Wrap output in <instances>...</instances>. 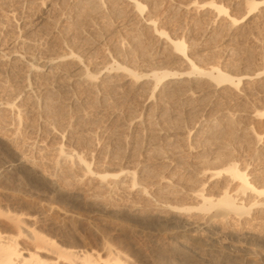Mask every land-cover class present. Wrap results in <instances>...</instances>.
Segmentation results:
<instances>
[{"label":"rangeland","instance_id":"obj_1","mask_svg":"<svg viewBox=\"0 0 264 264\" xmlns=\"http://www.w3.org/2000/svg\"><path fill=\"white\" fill-rule=\"evenodd\" d=\"M143 1L144 0H140L141 3L143 4L145 3L147 5L145 8L146 11L144 10V13H148V14L151 13V15H153L152 17L155 19V22H157L156 25L159 28L166 30L168 33L170 32L171 33V34L169 33L170 35L176 33L174 34L175 36L182 37L186 41V43L190 45L189 47L192 51V55L194 57L196 56V60L200 58L199 59L200 61L198 60L199 61L198 64H200L201 62V66H203L204 64L208 65V63L210 64L214 62L215 65L217 64V66H219L222 70H226V71L232 70L233 71V72L231 71L232 73L240 72V74H242L245 72L250 74L251 72V74H253L258 71H262L264 74V13L255 12L253 18L251 19V21H249V23L246 26L240 29L233 28L229 30L227 26V20L224 19V17H215L213 12L210 10H200V8L198 10V8H196L197 3L199 5V3H203L211 0H145L144 2ZM213 1L220 2L225 6L226 5L230 6L228 7V9H230L229 13L231 15L232 14L240 15L241 10L243 12L245 10V7H243L244 4L243 3L241 4L242 1L240 2V0H213ZM9 2L12 3V5L16 4L14 0H9ZM39 2L37 5L40 6ZM65 2L67 3L68 1L62 0V2H59L56 6H53L51 10H48L46 15L47 14L48 16L51 15L50 18L51 20L54 21L51 20L46 21L47 23L45 22V24L44 23L42 24V22L41 23L38 22L36 24L35 23L36 19H34L37 16H39V14H41L40 11H42V13L44 12L43 11L44 9H42L41 6L39 8V6L36 7V5L34 4V6L31 5L30 7H27L25 9L24 13H26L25 15H27L25 16V19L27 18L26 20H28L29 22L32 20L33 28L31 29L30 31L31 34L29 35L32 38L38 40L40 45L42 43L41 46L45 44V46L48 45L46 46L48 48L51 47L55 48V46H51V45L57 44L58 41L63 39L64 37L63 35L67 34V36L71 38L70 41L71 40L73 41L71 43H74L75 46H77L83 54L85 53L84 56L86 57H84L85 58L84 60L90 63L91 69H95L96 68L95 66H99L103 64L105 65L106 58H104V52H106L105 53L106 55L107 53L109 54L110 52L111 55L109 54V56H114V55L118 56L120 62L124 60L123 61L124 63L129 64V66L131 65L133 68L135 67L134 69L136 70L140 68L137 71L143 70V68L152 69L151 67L153 68L155 67L157 69L160 68L164 69L166 67V69H169L170 67L169 65L170 64L172 65V62L175 61L173 56L169 55L170 52L167 49L164 52H162L163 54L155 56L154 38L150 36V34H148L149 32L145 28L142 29V26L139 24L138 19L136 17L134 18L132 13H130V9L128 8V6L126 5L120 6L121 8L118 7L119 10L116 9L118 11L115 10L114 14L112 12H107L105 14H101L100 17V15L95 14L94 11L92 12L89 11L90 8L86 9L87 10L86 11L84 9L85 5L84 7L82 5L79 9L81 11H79L78 9L77 10L71 9V11L72 10L74 11L69 12V14H71V17L69 15L70 19L67 18L65 22L64 21L62 22L57 19V16H59V14L61 13L60 12L61 9L63 11H66L64 10V8H66L65 6H67V8L69 7L70 2H68V4H65ZM179 3L180 4L182 3V5L187 6V8L183 6L181 7L182 10L180 11H179L180 8L179 9L174 8ZM191 3H195L196 5L192 4L193 5L192 6ZM54 7L56 8L54 9ZM151 10L152 12H150ZM90 12L91 14L94 13L96 17L94 14L91 15ZM85 13L87 15H85ZM54 18L59 21L58 24L56 23L57 21ZM77 22L78 23L81 22L80 25L77 24ZM132 24L133 26H131ZM49 26L51 27L54 26V27L49 28ZM129 30L133 31L131 35L128 34L130 33ZM138 30L141 31V33ZM125 36L127 37V39ZM128 38L131 40H129ZM130 41H132L133 43H131ZM119 43L121 45L117 46L116 44ZM129 44L132 46H130ZM132 47L134 48L136 47L135 48L136 51L133 50L134 48ZM226 47L229 48L232 47L234 49L233 51L227 52L225 51ZM112 51L114 53H111ZM118 53L120 56L118 55ZM132 53L133 55H131ZM137 53L140 55H138ZM142 59L145 61L143 62ZM150 65L153 66L150 67ZM176 68L177 70H179L178 68H180V66L178 67L176 66L174 69ZM10 76L9 79L13 80L12 78H14L13 76L15 75L12 74ZM262 79L264 80V76L262 77ZM255 82L256 81L250 82L252 85L248 83L247 85L248 87H246L248 88L246 90L250 92L248 95V101L246 103L247 105L246 104L242 105L238 103V101L236 100H233L231 98L227 99L226 97L224 98L223 96H220V98L219 97L216 98L217 100L216 107L222 109L225 108V110L227 109L228 111L231 112L232 110H234L232 112L234 113L232 117L235 119L236 123L239 121L236 127L238 128L241 127L243 130L245 126L252 125L254 129L256 128L255 130L258 133H263L262 134L263 142L260 141L258 143V146L263 143L262 149H259L258 146H256L257 144H253L254 142L256 143V141L253 139L252 137L253 134H251V132H247L243 134L241 132V129H239L240 130V131L238 130L239 133L235 131L233 132L234 136L236 135L235 137L233 136L232 132H230L229 135L231 136L224 135V137L222 136V138H220L221 137L220 134L215 132L216 130L214 131L216 134L210 133L213 132V130L209 131L205 124L203 123H201L202 125L200 124L198 119L199 117L197 118L198 115L197 113L196 115L191 111H186L185 114V110L183 109V107L187 108L188 106L185 104L181 108L180 106L181 104L178 105L179 103L177 104L176 101H173L174 99L170 101V103L172 102L170 105L171 106L174 105L175 107L174 106L173 108L169 107L167 111L168 110L170 111V109L174 110L175 108V110H177L175 111L177 112L176 114L177 118L176 120L175 119L169 120L168 121L169 123L173 121L171 122V124H168L167 122L168 127L166 124L165 126L166 130H168L167 128H171L170 131L172 132L175 129H176L175 131L179 130L178 132H182L185 129V131H188L189 133L190 131L192 132L190 133V139L186 138L188 140H184V141L178 139L179 141L176 142L173 141L170 144H165L160 138L157 137V135H153L154 133L152 134L150 132V131L153 132L154 130L153 127H155V129L157 127L155 126L156 124L153 122V120L150 121L152 123V124L150 123L151 124L150 127L148 124L146 125L144 124L143 126L140 125L134 128L129 125L127 126V124H124L127 117L129 118L131 114L134 115L136 111L140 112L142 110L140 105L141 102L138 99H134L135 102L133 100L131 103L130 101L123 100V98L115 99L113 97L108 98L107 96L105 97L106 99L105 98L103 99L102 97L96 95L94 91H90L88 89L87 90L82 89L81 90L82 92L84 90L83 93L77 91L80 93L73 92V94L68 90L57 89V90H53L52 92L54 91L55 92L54 93L51 92V94L45 98L44 101L45 105L43 104L44 107H42L43 108L42 110L38 108L37 109L32 108L30 105L25 106L26 113L24 112L25 116H23L24 114L22 115L23 118L21 117L22 121L21 123H19V125L16 124L15 120H13L12 122L11 119L12 118L14 119V115L10 111H9L10 113L7 110L5 111L4 109L2 111V109L0 108L1 109L0 110V165H5L6 160H7L6 162H8V160L10 161L16 156L18 152H20L24 155H28L27 157H29V159L33 160V162L36 163V166L38 167V169L41 170V172L43 170L45 174L50 173L52 177L56 179L58 178L57 180L61 178L58 182L62 186L64 185V188L66 190L74 189L76 187L75 185L76 183L75 184L73 183L77 182L75 180L76 179L78 180L81 171L79 170V168H77V166H75V164L70 166V165H66L67 163H65V166H61L64 165V163L59 162V166L57 165V161H55L57 159L54 153H52V149H51L54 143L52 139H50L51 138L50 134H48L49 131H46L47 128L45 127L46 124L49 123L52 124V122H55L57 128L61 126V129L66 131L65 134L66 140L68 139H69L68 141L71 140L75 144V148H77L78 151L80 150L84 156L86 155L85 157L89 158V160L92 158L93 160L95 159V161L99 159L100 161L101 159L103 161V159L109 158L111 154V157L112 158L114 157L113 160H116L115 162H117V164L120 163L118 165L123 164L122 166H127L125 168L128 169V167H130L129 170L131 169L135 170L136 180H138L137 182L141 183L140 187L142 186V188L145 189L147 195L149 196L145 198L139 196L136 190H134L137 189V184L135 185L136 188L134 189H132L130 186L131 189L129 187L128 188L125 187L126 189L125 188L117 189V191L115 190L112 193L111 191L108 192L107 190L106 192L104 191V189L101 190L100 188L96 189L95 187L97 186L95 185V183H93L95 181L92 178L85 177L82 180L85 179L86 181L84 180L83 182L82 180H80V182L78 181L80 185L79 183L77 185H79L80 188L82 187L81 189L82 192L84 190V195L86 194L87 196L90 197H87L85 195L86 198H88L86 199L87 200L86 202H82L83 200L72 201L66 199V197L64 196L59 197L57 195H52L48 192L40 193L36 190V187H34L33 184H31V182L27 178H25L24 176H22L21 178L20 176L19 177L20 179H17L16 181L14 179L7 180L5 182V185L8 188H10V190H12V193L13 191L15 192L13 193L14 195L16 194H17L16 196L25 195L26 196V197L24 196L26 198L25 200L27 199L28 200L26 201L27 203H25V205L23 206L20 205L17 207V205L12 206L11 204H9V206L11 205L10 209L12 208L19 210L21 208H24L25 211H30V208H32L34 204L36 205L40 202H46V203L50 202L54 207L57 206L55 208L56 212H58L56 213V215L57 214L59 215V216L57 215V218L58 219L60 218L59 220H61V222L65 225L63 227L64 229L62 230L64 232L60 230L58 231L56 229L54 230L53 228L44 225H41L42 227L40 229H43L44 232L51 234V236L54 237L57 240V242H63V241L67 242L69 240L75 241V239H77L79 240L80 243L82 242L81 245L83 244L88 249L93 248V250L98 252H102V250H104L103 249L104 245L107 244L109 247L112 248V250L114 251L116 250L124 254L127 257L129 264H258L261 261L260 255H257L255 253V254H251L249 258H245V255H243L244 251L237 250V248L234 245L223 242L222 239L220 238H216L214 239V241H206L205 240L206 237L196 238L195 240H197V242L199 243V251L197 256L194 255L191 256L188 254V252H185V254L186 253L188 254L185 255L183 249L182 250L178 248L176 249L173 246H175L179 240L182 241L183 239H185V237H190V235L184 236L180 230H177L179 228H175L173 224L166 223L165 221L162 222L160 219H157L154 216L155 212L156 213L161 212L160 214L165 215L168 209L154 210L153 208L157 200H158L157 203H159L161 200L162 201L160 203H163V200H165L164 203L165 202H166L165 204L169 203V205L171 206H178V207L197 206L198 205L197 201H194L190 198H186L187 197L186 192L188 188H192V187L194 188V186L196 187V185L192 186L193 182L194 184H196L195 183L196 181H194L195 177L192 174L195 173L197 167L199 168V165L203 164V162H205L209 158L211 154L210 152L213 150L215 151V154L220 157L221 155L222 157L224 155L225 156L229 155L228 156L229 158L231 157L234 161H238L237 163H239L240 165H246L248 163L252 170L260 171L262 169V166L264 169V154H263L264 153L263 150L264 149V125H263L264 119L263 120L259 118L251 119L249 116L240 113L241 112L240 110H244V109L248 111L250 110L251 111L260 110V112L262 110L264 111V96L261 94L259 95V93L264 91L263 90L264 84L259 85L258 83ZM52 98H55L56 100ZM102 102L106 105H104ZM63 103L66 104L64 105ZM227 104L228 106L226 107ZM215 111L216 110H213L212 113H214ZM74 113H76L77 116ZM26 115H28V117ZM43 115L48 121H46ZM69 118L71 119L69 120ZM44 120L46 121V124H44L45 123ZM71 120L74 124H68V121ZM61 123H63V125ZM69 125L71 126V128L69 127ZM3 126H8V127H3ZM10 126L12 128L13 127L15 128L12 129ZM172 126L174 128H172ZM67 127L69 128V130L67 129ZM176 127H178V129ZM187 128L189 129L187 130ZM14 129H17V133L15 131L16 134H13ZM181 129L182 131H180ZM11 130L13 133L11 132ZM7 138H9L10 141L7 140ZM219 138L222 139V142ZM227 139L228 141H226ZM11 140L13 142H11ZM6 142H11V143L9 145V143ZM50 143L51 146H49ZM217 143L219 145H217ZM81 144L84 145L82 146ZM8 146L11 147L8 149ZM223 146L225 148H223ZM258 149L262 152L259 153L260 151ZM14 151H16L17 153ZM257 151L259 152L257 153ZM218 152L221 155H219ZM226 153L228 155H226ZM100 156H104V157H100ZM102 161L101 163L98 162L97 165H101L102 167L103 165L106 164V160H104L105 163H103ZM45 169L48 170V172ZM101 169L102 168H100V170ZM263 169L260 172H263L262 175L264 177ZM77 173L79 174V176H76L78 175ZM74 177L75 178L78 177V178L72 179ZM160 177L161 178L163 177L164 180L171 179L170 182L172 184L170 187H168V189L163 190L161 188V186H163L164 184L163 183L164 180L161 179ZM90 179H92V182L90 181ZM192 179L194 180L192 181ZM257 182L258 184L259 183L262 184L261 181H257ZM257 182L255 183L257 184ZM131 190L135 192L133 193ZM96 194L99 195L97 196ZM94 197L97 199H94ZM91 198H93L92 201L90 200ZM97 200L99 202H97ZM95 202L99 203L100 207ZM5 203L6 201L3 202L4 205ZM29 203L32 206H30ZM101 205L103 208L105 207L106 209L101 208ZM191 211H194V209H192ZM200 213L201 211L197 213L192 212L189 214H184L183 216L189 219L192 218L193 220H197V218L201 219L203 216H206V213L204 214L203 213L200 214ZM63 214L66 215L65 216L66 218L62 217ZM166 214H169V211ZM258 219L259 220L255 222V224H252L254 226L248 224L242 225L241 221L238 220L236 221L235 219H230L228 221H220V220L218 221L217 219L214 222L216 228L215 230L220 231L221 229H227L235 233H239L250 230H251L250 232H252L253 229L254 230L253 233L264 234V219L263 217ZM239 222L241 225L239 224ZM201 236H205V235L201 234ZM251 250L258 252V247L252 246ZM185 251H187V249H185ZM248 251L251 252L250 250ZM248 251H245V253Z\"/></svg>","mask_w":264,"mask_h":264},{"label":"bare ground","instance_id":"obj_2","mask_svg":"<svg viewBox=\"0 0 264 264\" xmlns=\"http://www.w3.org/2000/svg\"><path fill=\"white\" fill-rule=\"evenodd\" d=\"M14 1L16 2V4L12 5V3L9 2V0H0V108L2 109V111L3 109L5 111L7 110L8 112L10 111L14 115V119L13 118L11 119L12 122L13 120H15L16 124L19 125V123H21L22 121L21 117L26 110L25 106L30 105L32 108H36V109L38 108L42 110L43 109L42 107H44L43 104H44L45 98L49 96L53 90H57V89L63 90L64 89V90H68L72 92L73 94V92H77V91L82 92L81 91L82 89H85V90L88 89L90 91H94L96 95L102 97L103 99L107 96L108 98L113 97L115 99L123 98V100L130 101L131 103L134 99L140 100L141 102L140 105H141L142 110L140 112L139 111H136V113L134 112L135 114L134 115L131 114L132 116L129 114L130 116L129 118L127 117V119L125 118L126 121L124 122V124H127V126L129 125L134 128L140 125L143 126L144 124L145 125L148 124L150 127V125L152 124L150 121L153 120V122L156 124L155 126L157 127L156 129L155 127H153L154 128L153 132L152 131L150 132L152 134L154 133L153 135H157V137L160 138L165 144H170L173 141L175 142L179 141L178 139H181V141L188 140L186 138L190 139V133L192 132L190 131L189 133L188 131H185V129L184 131H182L181 129L180 131L182 132H178L179 130L175 131L176 129L173 130L172 132L170 131L171 128H167L168 130H166L165 126L167 122L172 119L176 120L177 118V115H176L177 112H175L177 110H175V108L174 110L170 109V111L169 110L167 111L169 107L173 108L174 106V105L172 106L170 105L172 103V102L170 103L172 99H174L173 101H176L177 104L179 103L178 105L181 104L180 105L181 108L183 105L186 104L188 107L187 108L185 107L186 109L183 107V109L185 110V114H186V111H191L195 114L197 113L198 115L197 114L196 115H197V118L199 117L198 119H199L200 124L201 123L205 124L209 131L213 130V132H210V133L217 132L218 134H220L221 135L220 138H222V136L224 137V135H229L230 132H232L234 136L233 132L235 131L239 133L240 131L239 129H241V132L243 134L247 132H251V134H253L252 137L256 141V143L255 142L254 143L252 142V143L257 144L256 146H258V143L262 141L263 133H258L255 130L256 128L254 129L252 125L245 126L243 130L241 127L239 128L236 127L239 121L236 123L235 119L232 117V115L234 114L232 112L234 110L231 109L232 110L231 112V111H228L227 109L225 110V108L224 109L217 108L216 98L217 97L220 98V96H223L224 98L225 97L227 99L231 98L233 100L238 101V103L245 105L248 101V95L250 93L248 92V90H246L248 89L246 88L248 87L247 86L248 83L256 81L255 83H258L259 85H263L264 84L263 82L264 80L262 79V77L264 76L263 72L258 71L253 74H251V72L250 74L245 73V72L242 74H240V72L232 73L233 72L232 70L230 71L222 70L219 66H217V64L215 65V63L212 61H211L212 63L210 64L208 63V65L204 64L203 66H201V62L200 64H198L200 61L199 60L200 58L199 59L197 58L199 60L198 61L196 60V56L194 57L192 55V51L189 47L190 45H188L182 37L175 36L174 34L176 33H173V35H170L171 34L170 32L169 34L166 30L159 28L156 25L157 22H155V19L152 17L153 15H151L150 13L152 12V10L149 12L150 14L144 13V10L147 5L145 3L144 4L141 3L140 0H66L70 2L69 7L67 8V6H65L67 9L63 7L64 10L66 11H63L61 9L60 11L61 13L60 14L58 13L59 16H57V19L59 21L65 22L67 18L70 19L71 17V14H69L71 9L79 10L82 5L83 7L85 5L84 7L85 10L90 8L89 11L91 12L94 11V13L100 15V17H101V14H105L107 12H112L114 14L115 13L114 11L118 9V7L126 5L130 9V13H132L134 18L136 17L138 19L139 24L142 26V29L145 28L149 32L148 34H150V36L154 38L155 46L154 45L153 46L155 47V56L163 54L162 52H164L166 49L169 50L170 52L169 55L173 56V58L175 59V61L172 62V65L171 64L169 65L170 66L169 69H166V67L164 69H161V68L157 69L155 67L154 68L151 67L153 65H150L152 69L143 68V70L137 71L140 68H138L137 70L134 69L135 67L133 68L131 65L129 66V64L124 63L123 59H122L123 61L120 62L118 59V56L116 55L109 56L110 52L109 54L107 53V55L105 54L106 52H104V58H106L105 65L103 64V65L95 66L96 67L95 69H91L90 63L84 60L85 59L84 57H86L84 56L85 53L83 54L80 51V49L77 46H75L74 43H71L73 41L72 40L70 41L71 38L67 36L66 33H65L66 35H63L64 36L63 39L58 41L57 44L51 45V46H55V48H52V47L48 48L46 47L48 45L45 46V44L41 46L42 45L41 42H40L41 43L40 45L38 40H36L35 38H32L29 35L31 34L30 33L31 29L33 28L32 20L29 22L28 20H26L27 18L25 19V16H27L25 15L26 13H24L25 9L27 7H30L31 5L34 6V4L36 5V7H38L39 5L37 4L40 1L39 4L42 7V9H44L43 10L44 12L42 13V11H40L41 14H39V16L37 17L35 16L36 18L34 17L32 18L36 19L35 20L36 24L38 22L40 23L42 22V24L43 23L45 24L46 21L51 20L50 18L51 15L50 16H48V14L46 15L48 10H51L53 6H56L59 2H62V0L61 1L59 0H52V1L50 0H14ZM68 2L67 3L65 2V4H68ZM240 2L241 4L243 3L244 4L243 7H245L244 12L241 10L240 15L239 14L231 15L229 13L230 9H228V7L230 6H227V5L225 6L221 4L220 2H215L213 0L199 3V5L198 3L196 5L195 4L196 2H195V3H191V5L192 4L196 5V8H198V10L200 8V10L212 11L215 17H224V19L227 20V26L229 30H231L233 28L240 29L246 26L249 23V21H251V19L253 18L255 12L264 13V0H240ZM179 4L176 5L174 8L176 9L180 8L179 11L182 10L181 7L183 6L187 8V6L182 5V3L180 5ZM55 8L56 7H54V9ZM73 11L74 10H72L71 12ZM85 15L87 14L85 13ZM58 20H56L57 24L59 22ZM51 21H54V20H51ZM80 23L77 22V24L79 25ZM131 26H133V24ZM50 27L51 26H49V28ZM139 32L141 33V31ZM132 33L133 31H130V33L128 34L131 35ZM130 42L133 43L132 41ZM116 45L118 46L121 44L119 43ZM135 48L133 50H135ZM233 49L234 48L232 47L230 48L226 47L225 51L230 52V51H233ZM107 52H108V49H107ZM111 53H114V52L112 51ZM131 55H133V53ZM150 59H153V58H150ZM144 61L145 60H143V62ZM134 66H137V65H134ZM176 66L177 67L180 66V68H178L179 70H177V68L174 69ZM12 74H14L15 76H13L14 77L12 78L13 80H10L9 78L12 77L10 76ZM250 85L252 84L250 83ZM80 92H77V93H80ZM260 94L264 96V91L259 93V95ZM55 98H52V99H55ZM227 106L228 104L226 105V107ZM107 107H108V104H107ZM213 110H216V111L212 113ZM240 111L239 112L241 114L249 116L251 119L252 118H256V119L259 118L262 120L264 119L263 110L261 112L260 110L259 111H253V110L248 111L245 109L240 110ZM23 116H25V114ZM26 116L28 117V115ZM70 119L71 118H69V120ZM46 121L48 120L46 119ZM46 121L44 124H46ZM171 122L170 123L168 122V124H171ZM61 124L63 125V123ZM68 124H74V123L71 120V121H68ZM168 124H167V127H168ZM3 127H8V126H3ZM45 127L48 129V130L46 129V131H49V133L48 132L47 133L50 134V137H51L50 139H52L54 143L51 149H52V153H54L57 159L55 160L57 161V165L59 166V162L64 163V165H61V166H65V163H67L66 165H70V166L75 164V166H77V168H79V170L81 171V174L80 176L78 174L80 172L77 173L78 175L75 174L76 176H79V178L76 177L78 178V180L75 177L72 178V179H76L75 181H77L73 183V184L76 183L75 184L76 187L72 190H66L64 188V185L62 186L58 182L61 178L57 180L58 178L56 179L52 177L50 173L45 174L43 170L41 172V170L38 169V167L36 166V163H34L33 160L27 157L28 155H24L20 152L17 153L16 151H14L17 153L16 156L10 161L8 160V162H6L7 161L6 160L5 165H0V264H129V261L124 254H122L119 251L112 250V248L109 247L107 244H105L106 246L104 245V248H103L104 250H102V252H98V251L93 250V248L88 249L83 244L81 245L82 242L80 243L79 240L77 239H75V241L69 240L67 242H64V241L57 242V240L54 237H52L51 234L44 232L43 229H40L42 227L41 225L49 226L53 228L54 230L56 229L58 231L59 230L62 231L64 229L63 227L65 225L61 222V220H59L60 218L59 219L57 218L58 214L56 215V213H58L55 210L57 206L54 207L50 202L49 203L40 202L36 205L34 204L33 206L30 205L29 203V205L32 206V208H30V211H25V209L21 207H20L21 209L19 210L12 209V208L10 209L11 205L12 206L17 205V207L20 205L23 206L25 205V203H27L26 201L28 200V199L25 200L26 199L25 195H24L25 197L16 196L17 194L14 195L13 193L15 192L13 191L12 193V190H10V188H8L5 185V182L7 180L14 179L16 181L17 179H20L19 178L20 176L21 178L22 176L27 178L31 182V184H33V186L36 187V190L40 193L48 192L52 195H57L59 197L64 196L66 197V199L72 200V201L73 200H78V201L83 200L82 202L87 201L86 200L88 199L86 198L87 195L86 194H85L86 196L84 195V190L82 192V189H81L82 187L80 188L79 186L80 180H82L85 177L92 178L95 181L93 183H95V185L97 186L95 187L96 189L97 188H100V190L104 189V191L106 190L108 192L111 191V193L115 190L117 191V189H121V188L124 189L125 187L130 188V186L132 189H134L136 188L135 185L137 184V189H134L136 190L137 194H139V196L144 197V198L148 196L145 189L142 188V186L140 187L141 183L137 182L138 180H136L135 170L133 169L129 170L130 167H128V169L125 168L127 166H122L123 165L122 162H121L122 165H118L120 163L117 164V162H115L116 160H113L114 157L113 158L111 157V154L109 158H105L103 159V161L101 159L103 163H105L104 160H106V164L101 167V165H97V164L98 162L101 163L99 158L104 157V156H100L99 158H97L99 160H96V161L95 159L93 160L92 158L89 160V158L85 157L86 155L84 156L80 150L78 151L77 148H75V144L71 140L70 141H68L69 139L66 140V137H65L66 131L61 129V126L57 128L55 125V122H52V124L51 123L46 124ZM69 127L71 128L70 125ZM178 127L176 128L178 129ZM172 128L174 127L172 126ZM17 129H14V133L12 132V130L11 132L13 134H16ZM67 129L69 130L68 127ZM188 129L189 128H187V130ZM260 132H263V131H260ZM7 140H9V138H7ZM220 140L222 142V139ZM226 141H228V139ZM11 142L13 141L11 140ZM11 142H6V143H9L10 145ZM262 144L258 146L259 149H262ZM217 145L219 144L217 143ZM49 146H51V143ZM10 147L11 146H8V149ZM223 148L225 147L223 146ZM259 151H257V153ZM261 152L262 151H260L259 153ZM38 153H41V152H38ZM210 153L211 154L209 158L206 161L204 160L205 162L199 165V168L197 167L198 169L196 168L195 173L192 174L195 177V178L192 177L195 179V180L192 179V181L193 180L196 181L195 182L196 184H194L193 182L192 186L196 185V187L194 186L193 188L191 186L192 188H188L189 190L187 189V192H186V195H187L186 198H190L194 201H197L198 205L195 207H178V206H171L169 205V203L165 204L166 203V202L164 203L165 200H163V203H160L162 200L159 203H157L158 202L157 200V202H155L156 204H154L155 206L153 207L154 210L168 209L169 214H166L168 212L166 210L167 212L165 213V215L160 214L161 212L160 213L155 212L154 216L157 219H160L162 222L165 221L166 223L173 224L175 228H179L177 230H180L184 236L190 235V237H185V239H183L182 241L179 240L177 244L175 242L176 245L173 246L176 249L177 248L180 250L183 249L184 254L185 252H188V254L191 256L193 255L197 256L198 251H199V243L197 242V240H195L196 238L206 237L205 239L206 241H214V239L220 238L222 239L223 242L234 245L237 248V250L244 251L243 255H245V258H249L251 254H255V253L257 255H260L261 261L258 264H264V247H263L264 246V234L253 233L254 232L253 229H252V232H250L251 231L250 230V231L239 232V233H235L227 229H221L220 231H216L215 223H214L215 220L217 219L218 221L219 220L228 221L230 219H235L236 221L237 220L241 221L242 225L243 224L252 225V224H255V222L259 220L258 218L263 217L264 219V177L262 175L263 172H260L263 169V166L260 171L252 170L248 163L246 165H240L239 163H237L238 161H234L231 157L230 159L228 157L229 155L227 154L229 152L226 153V155L228 156L224 155L225 157L224 156L222 157V155L219 154L218 152V154L221 155L222 158L220 156H217L214 150L211 151ZM99 166L100 168H102L101 169L102 171L100 170ZM46 171L48 172V170ZM92 179H90L91 182H92ZM161 179H163V177ZM84 180L82 181L84 182ZM170 180L165 179L164 182L161 180L164 183L163 186H161L163 190H166L168 189V187L171 186L172 183L170 182ZM257 181H261L262 184L261 183L258 184ZM255 182H257V184ZM78 183L79 185H77ZM131 191L133 192V190ZM87 197H90V196H87ZM92 199L93 198H91L90 200L92 201ZM94 199H97V198L94 197ZM5 201L6 203L4 205L3 202ZM97 202L99 201L97 200ZM9 204L11 205L9 206ZM97 204L99 205V203ZM101 208H103L102 205H101ZM192 209H194V211H191ZM200 211L203 214L206 213V216H203L202 218L200 217L201 219L197 218V220H193L192 218L189 219L183 216L184 214H189L192 212L197 213ZM65 216L66 215L63 214L62 217H65ZM201 234L205 236H201ZM252 246L258 247V252L251 250ZM185 249H187V251H185ZM248 250H250L251 252H249ZM245 251H248V252L245 253Z\"/></svg>","mask_w":264,"mask_h":264}]
</instances>
